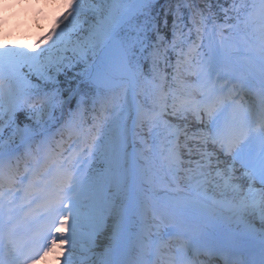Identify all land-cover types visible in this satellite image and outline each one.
<instances>
[{
	"label": "snow or ice",
	"instance_id": "1",
	"mask_svg": "<svg viewBox=\"0 0 264 264\" xmlns=\"http://www.w3.org/2000/svg\"><path fill=\"white\" fill-rule=\"evenodd\" d=\"M62 7L0 43V264H264V0Z\"/></svg>",
	"mask_w": 264,
	"mask_h": 264
},
{
	"label": "rangeland",
	"instance_id": "2",
	"mask_svg": "<svg viewBox=\"0 0 264 264\" xmlns=\"http://www.w3.org/2000/svg\"><path fill=\"white\" fill-rule=\"evenodd\" d=\"M63 2L64 0H53L50 3L51 5H46V13H37L38 10L33 7L30 0H7L6 4L2 6L6 22L0 24V43L20 45L18 44L17 37L21 39L24 34L30 36L37 35L41 38L49 31L50 26L57 23V15L65 12V9L62 7ZM25 44L29 43L25 42ZM166 118L170 119L173 123L179 122L170 117ZM188 123L190 131H196L197 127H199L191 117ZM137 130L141 132V136L144 138L149 132L147 124Z\"/></svg>",
	"mask_w": 264,
	"mask_h": 264
},
{
	"label": "bare ground",
	"instance_id": "3",
	"mask_svg": "<svg viewBox=\"0 0 264 264\" xmlns=\"http://www.w3.org/2000/svg\"><path fill=\"white\" fill-rule=\"evenodd\" d=\"M31 1V0H30ZM41 1L43 4H44V7H46V5H51L50 3L53 1V0H32L33 2V5L35 6V2H39ZM5 3L6 4V0H0V6L1 4ZM161 188H158L157 191L155 193H147V195L151 196V197H154L155 195H159L158 191L160 190ZM40 264H63V261L62 259L60 260H57L55 257H50L48 259V261H41Z\"/></svg>",
	"mask_w": 264,
	"mask_h": 264
},
{
	"label": "trees",
	"instance_id": "4",
	"mask_svg": "<svg viewBox=\"0 0 264 264\" xmlns=\"http://www.w3.org/2000/svg\"><path fill=\"white\" fill-rule=\"evenodd\" d=\"M160 3H164V2H162V1L160 0ZM220 3H223L224 6L227 7V6L231 3V0H220ZM182 11H183V10H182ZM217 11H218V9H217ZM218 17H219V19L222 21V20H223V13H219V11H218ZM146 102H147V104H149V106H150V103H149L148 101H146ZM56 115H57V117H59L60 113L57 112ZM19 122L21 123V126H23L24 123H30L29 121H25V120L23 119L22 116L20 117ZM60 124H61V123H60ZM49 125H51V124H49ZM49 125H45V127H48ZM56 132H57V131H56L55 129H53L52 133H56ZM10 135H11V130L6 129L5 132L3 133V138H4V139H7ZM18 143H19V141L17 140V144H18Z\"/></svg>",
	"mask_w": 264,
	"mask_h": 264
}]
</instances>
